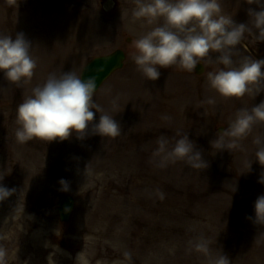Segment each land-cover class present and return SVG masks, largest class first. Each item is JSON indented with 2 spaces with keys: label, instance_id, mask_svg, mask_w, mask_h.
<instances>
[{
  "label": "rangeland",
  "instance_id": "374dc122",
  "mask_svg": "<svg viewBox=\"0 0 264 264\" xmlns=\"http://www.w3.org/2000/svg\"><path fill=\"white\" fill-rule=\"evenodd\" d=\"M219 3L221 14L237 24H248L249 9L264 6L250 0ZM134 8L135 0H0V35L23 33L37 63L27 83H12L0 72V179L15 190L0 202L5 264H212L221 252L231 264H264V224L246 219L264 195L258 183L264 163L257 162L254 143L264 138V123L254 125L237 149L219 152L210 144L238 110L264 100V91L255 94L264 90V80L241 98L221 97L210 88L207 73L223 66L206 58L199 76L173 66L148 81L134 63L133 42L164 21L135 19ZM249 27L233 49L236 66L244 57L264 59V42ZM116 49L126 55L124 67L94 100L121 124L119 137L89 131L84 140L17 141L16 109L33 88L50 74L80 75L91 59ZM217 55L210 53L212 60ZM210 98L214 104L206 102ZM178 133L195 142L207 169L184 161L158 166V137L174 144ZM62 178L68 192L60 190ZM63 196L74 200L67 223L56 211ZM198 238L208 242L209 254L192 248L190 241Z\"/></svg>",
  "mask_w": 264,
  "mask_h": 264
},
{
  "label": "clouds",
  "instance_id": "9594fccd",
  "mask_svg": "<svg viewBox=\"0 0 264 264\" xmlns=\"http://www.w3.org/2000/svg\"><path fill=\"white\" fill-rule=\"evenodd\" d=\"M250 2L264 5V0ZM248 15V24L235 23L221 14L219 0H135L133 18L145 19L150 24L162 18L164 23L133 42L136 49L134 63L148 81L155 82L161 76V69L175 66L191 73L207 58L208 62L223 66L207 73L210 88L224 98H241L252 93V86L264 80V59L244 57L238 66L233 60V49L241 43L246 32L252 31L249 25L256 29V39L264 42V6L260 11L249 9ZM31 48V41L23 33H16L14 38L0 35V72L4 78L12 83L31 80L37 67ZM210 53H218L215 60ZM96 89L94 76L85 79L73 71L50 74L42 86L33 88L31 96L17 106V141L22 144L32 140L64 142L73 136L84 140L89 131L101 138L119 137L121 124L95 102ZM262 91L256 89L255 94L258 96ZM206 102L214 104L215 100L210 98ZM117 109L118 101L113 100L111 111ZM96 114L99 116L94 122ZM257 123H264V100L250 110H238L230 125L217 132L210 144H214L219 152L237 149L240 147L238 141ZM177 135L179 138L174 144L167 136L158 137L154 152L159 158L158 166L184 161L193 169H207L208 161L189 135ZM254 143L258 146L256 160L261 165L264 163V138L257 137ZM2 181L0 179V202L15 191L4 186ZM58 183L61 191H69L68 181L62 178ZM258 183L264 184V174ZM158 194L163 199L164 194ZM253 209L254 216L246 219L254 224H264V195L257 197ZM64 211L68 213L71 209L65 206ZM190 244L197 252H210L209 244L203 238L190 241ZM5 256V250L0 248V264H5ZM125 257L131 259L130 253H125ZM212 264H231V260L221 252Z\"/></svg>",
  "mask_w": 264,
  "mask_h": 264
},
{
  "label": "water",
  "instance_id": "95a60500",
  "mask_svg": "<svg viewBox=\"0 0 264 264\" xmlns=\"http://www.w3.org/2000/svg\"><path fill=\"white\" fill-rule=\"evenodd\" d=\"M125 56L122 51L117 50L112 54L103 57H97L91 60L82 70L81 77L88 78L91 76L96 77L97 80V89L101 86V84L107 80V78L113 74L115 71L120 70L123 66ZM102 69V71H101ZM196 74H200L202 72V68L195 69ZM65 206H68L71 211L65 213ZM74 207V200L70 196L61 197L57 201V214L59 221L62 223H66L69 221L72 210Z\"/></svg>",
  "mask_w": 264,
  "mask_h": 264
}]
</instances>
